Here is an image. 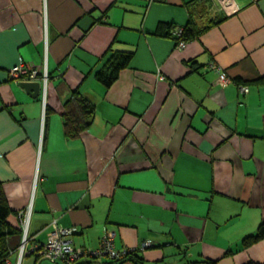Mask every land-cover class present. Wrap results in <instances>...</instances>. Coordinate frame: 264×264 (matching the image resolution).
Instances as JSON below:
<instances>
[{
	"label": "crops",
	"instance_id": "1",
	"mask_svg": "<svg viewBox=\"0 0 264 264\" xmlns=\"http://www.w3.org/2000/svg\"><path fill=\"white\" fill-rule=\"evenodd\" d=\"M195 1L0 0L9 264H53L19 260L28 208L27 249L55 219L77 228L79 248H97L106 231L118 249L152 240L136 251L144 264H264V239L243 246L264 223V0H233L230 14L212 0L209 17L223 19L179 49L168 32L188 24ZM112 53L132 58L105 87L96 75ZM20 59L46 65L45 99L43 86L33 97L9 78ZM75 90L95 116L69 139L63 105Z\"/></svg>",
	"mask_w": 264,
	"mask_h": 264
},
{
	"label": "built area",
	"instance_id": "2",
	"mask_svg": "<svg viewBox=\"0 0 264 264\" xmlns=\"http://www.w3.org/2000/svg\"><path fill=\"white\" fill-rule=\"evenodd\" d=\"M221 5L227 13H236L238 7L233 0H213ZM183 28L178 27L171 30V35L181 37ZM187 41L178 39V48L183 49ZM212 67L219 74V81L222 85L228 83V78L224 71L217 65L212 63ZM10 79L16 82L23 81H40L44 87V99L49 80V73L46 65L38 71L28 66L22 59L14 65L8 73ZM161 76V75H160ZM163 78V77H161ZM249 87L243 85L240 88L241 93H247ZM22 216V239L18 247L19 260L28 252L34 253L39 259L50 261L53 264H122L124 259L132 252L144 250L152 246V240L143 241L137 248L118 249L116 247L115 231H106L100 240L97 248H79L74 244L73 236L77 233L76 227H64L53 220L52 229L47 235V239L42 244L31 246L27 249L29 243V225L31 218V209L28 208L21 214Z\"/></svg>",
	"mask_w": 264,
	"mask_h": 264
},
{
	"label": "trees",
	"instance_id": "3",
	"mask_svg": "<svg viewBox=\"0 0 264 264\" xmlns=\"http://www.w3.org/2000/svg\"><path fill=\"white\" fill-rule=\"evenodd\" d=\"M211 5H213L212 0H196L189 6L190 20L183 27L181 37H175L177 41L178 39L187 42L194 40L202 32L223 19L224 16H218L215 19L209 17L208 10ZM168 34L171 35V30H169ZM131 58V53H112L105 67L97 73V79L105 87L112 86L119 78L120 72L128 67ZM62 116L65 136L69 139L78 138L91 126L95 116V106L82 93L75 90L64 103ZM10 213L8 200L0 182V264H9L10 249L8 238L14 233V230L7 223ZM261 239H264V223L259 225L254 234L243 239V246H250ZM125 259L134 260L137 264H144L141 259L137 258L136 251ZM201 264H217V261L205 260Z\"/></svg>",
	"mask_w": 264,
	"mask_h": 264
},
{
	"label": "water",
	"instance_id": "4",
	"mask_svg": "<svg viewBox=\"0 0 264 264\" xmlns=\"http://www.w3.org/2000/svg\"><path fill=\"white\" fill-rule=\"evenodd\" d=\"M19 85L33 97H37L40 94L42 88V85L39 81H23L19 82Z\"/></svg>",
	"mask_w": 264,
	"mask_h": 264
},
{
	"label": "rangeland",
	"instance_id": "5",
	"mask_svg": "<svg viewBox=\"0 0 264 264\" xmlns=\"http://www.w3.org/2000/svg\"><path fill=\"white\" fill-rule=\"evenodd\" d=\"M213 19V18H212Z\"/></svg>",
	"mask_w": 264,
	"mask_h": 264
}]
</instances>
